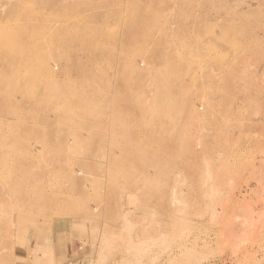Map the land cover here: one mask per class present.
Returning a JSON list of instances; mask_svg holds the SVG:
<instances>
[{
  "label": "rangeland",
  "instance_id": "1",
  "mask_svg": "<svg viewBox=\"0 0 264 264\" xmlns=\"http://www.w3.org/2000/svg\"><path fill=\"white\" fill-rule=\"evenodd\" d=\"M0 264H264V0H0Z\"/></svg>",
  "mask_w": 264,
  "mask_h": 264
},
{
  "label": "bare ground",
  "instance_id": "2",
  "mask_svg": "<svg viewBox=\"0 0 264 264\" xmlns=\"http://www.w3.org/2000/svg\"><path fill=\"white\" fill-rule=\"evenodd\" d=\"M43 67V66H42ZM46 68H48L47 66H46ZM44 70H45V68H44ZM47 70V69H46ZM50 69H48V71H49ZM50 72V71H49Z\"/></svg>",
  "mask_w": 264,
  "mask_h": 264
}]
</instances>
